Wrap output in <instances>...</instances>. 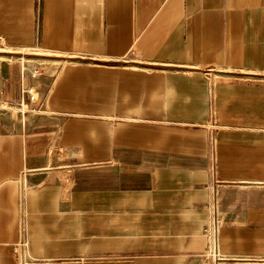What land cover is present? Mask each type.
Returning <instances> with one entry per match:
<instances>
[{"label":"crops","instance_id":"crops-1","mask_svg":"<svg viewBox=\"0 0 264 264\" xmlns=\"http://www.w3.org/2000/svg\"><path fill=\"white\" fill-rule=\"evenodd\" d=\"M0 37V264H211V204L264 264V0H0Z\"/></svg>","mask_w":264,"mask_h":264},{"label":"built area","instance_id":"built-area-1","mask_svg":"<svg viewBox=\"0 0 264 264\" xmlns=\"http://www.w3.org/2000/svg\"><path fill=\"white\" fill-rule=\"evenodd\" d=\"M2 38L0 37V41ZM37 74V72H35ZM27 99L29 101H34V96L27 91ZM0 111H13L19 114H24L26 110L24 109L23 103L18 102L15 104L9 103L0 98ZM209 220L205 230V235L207 239V245L204 252V257L207 258L211 264H218L221 261L219 255V232L222 226L221 220L218 216L216 210V204H211L209 206ZM27 248V242L23 239L19 240L13 246V254L18 260L19 264H36L35 262H29L25 259V251Z\"/></svg>","mask_w":264,"mask_h":264}]
</instances>
